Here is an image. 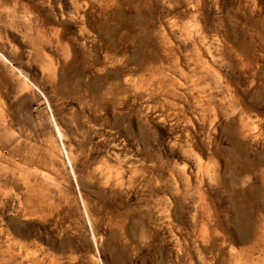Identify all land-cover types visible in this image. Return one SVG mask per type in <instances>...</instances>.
I'll return each instance as SVG.
<instances>
[{
  "label": "rangeland",
  "instance_id": "obj_1",
  "mask_svg": "<svg viewBox=\"0 0 264 264\" xmlns=\"http://www.w3.org/2000/svg\"><path fill=\"white\" fill-rule=\"evenodd\" d=\"M188 31L264 119V0H0V264H264V182L234 160L264 156V124L207 105L225 88ZM154 50L163 88L157 61L125 68Z\"/></svg>",
  "mask_w": 264,
  "mask_h": 264
},
{
  "label": "bare ground",
  "instance_id": "obj_2",
  "mask_svg": "<svg viewBox=\"0 0 264 264\" xmlns=\"http://www.w3.org/2000/svg\"><path fill=\"white\" fill-rule=\"evenodd\" d=\"M94 30L95 28L93 27L90 29L84 27L82 28V33H86L87 36L90 37V33ZM57 31L62 32V30H58V29ZM188 39L192 45V48L197 53V59L199 61V64L202 67V70L210 74L218 73L216 74V76L220 78L219 83L221 81L220 83L221 86L218 87V90L220 91L221 87L225 88L224 96L219 100H217V95H215L214 92H212L209 95L210 98L208 99L209 103L207 105L212 106L215 109L217 106L214 104H216L218 101L220 103L219 107L225 116H227L228 118L230 117L234 118L235 116L238 115L239 116L238 117V121H239L238 134L243 138L245 137L248 138L253 133L252 125H255V124L261 125L262 123L264 124V119L261 117V115L258 114L257 111L253 109V105H250L247 102L241 90L236 88L230 80H227L224 76L221 75V73L218 70H216L213 59H211L212 57L211 51H210L211 47L202 40V37L199 35L196 36L190 31H188ZM164 54L160 53L159 50H154V52L150 55L148 62H145V61L138 62L137 60L129 61L125 65L126 71L130 73L134 71L140 72V71L155 70L156 67L151 66V64L157 61V63L161 64L160 66L161 69L160 68L157 69L159 75L154 76V77L155 79H161V82L158 88H163L164 80L166 79L165 77L166 71L164 67V62H165ZM239 58L241 61H243L244 59L242 54H239ZM98 64H101V63L99 61H96V69L100 72L101 69H98ZM52 70L56 74L59 71V68H54ZM92 70L93 68H91L90 66H86L82 72L83 76L85 78L90 79L92 75ZM129 85H131V80L127 78L124 82H117L113 84V86L110 87L109 89L111 90L115 88L116 90H124L127 93V87H129ZM86 88L87 90L93 91V92H104L105 90L104 83L100 80L98 83L88 81ZM259 100H260L259 97L255 98V102H259ZM231 137L232 138L228 139V143L233 149H235L238 152L240 148L242 147L241 142L237 139L235 135ZM234 160L237 164L241 165L240 167L241 171L238 173L236 177L238 184L241 183L240 185H243V184L246 185L247 183L251 181V178L253 177H257V178L261 177L264 182V169H262L261 171H258L264 161V156H260L258 159H255L253 161L246 159L245 160L246 162H242V163H240V160L236 157L234 158ZM261 198L262 196L260 197V199L258 198L255 203L254 201H252V204H253L252 206H257L259 217L264 218L263 216L264 203H261L262 200L264 202V198L263 199ZM243 200H244V197L241 196L240 193L238 192L231 193L230 201L232 203V207L236 215V218L238 219L237 226L239 227L244 224L243 220L252 218V216H250L249 214L245 212L246 205L245 203H243ZM210 227L216 229V227H213V225H210ZM259 234L261 236H264V230L260 231ZM249 236L250 234L248 233L247 238Z\"/></svg>",
  "mask_w": 264,
  "mask_h": 264
}]
</instances>
